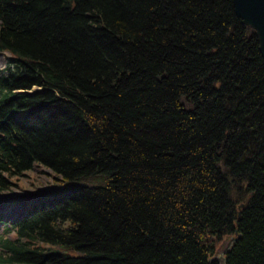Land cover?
Returning a JSON list of instances; mask_svg holds the SVG:
<instances>
[{"label":"trees","instance_id":"16d2710c","mask_svg":"<svg viewBox=\"0 0 264 264\" xmlns=\"http://www.w3.org/2000/svg\"><path fill=\"white\" fill-rule=\"evenodd\" d=\"M5 51L0 193L55 189L0 264H264V56L234 0H0Z\"/></svg>","mask_w":264,"mask_h":264},{"label":"rangeland","instance_id":"374dc122","mask_svg":"<svg viewBox=\"0 0 264 264\" xmlns=\"http://www.w3.org/2000/svg\"><path fill=\"white\" fill-rule=\"evenodd\" d=\"M11 54L8 52L0 53V72L3 71L9 60L11 59ZM45 170L43 168H35L26 173L25 179L20 182V186L11 190V193H0V219L5 224L12 222L22 216L26 209L24 207V202L27 204L31 203V200L37 196H42L43 194L49 193L51 190L55 189L53 187L52 179L44 174ZM106 178L102 176H95L92 178L85 179L80 182L66 183L62 188L71 187H97L105 186ZM57 189H62L61 187H56ZM3 232V228L0 226V234ZM13 235H10V237ZM231 244V239L225 238L220 243L219 248L216 253V258H221L225 255ZM56 251L71 256V257H81L73 247H56Z\"/></svg>","mask_w":264,"mask_h":264},{"label":"water","instance_id":"95a60500","mask_svg":"<svg viewBox=\"0 0 264 264\" xmlns=\"http://www.w3.org/2000/svg\"><path fill=\"white\" fill-rule=\"evenodd\" d=\"M234 5L237 16L243 21V24L256 31L261 53L264 56V0H234ZM236 241V239L231 240L228 249Z\"/></svg>","mask_w":264,"mask_h":264},{"label":"bare ground","instance_id":"6f19581e","mask_svg":"<svg viewBox=\"0 0 264 264\" xmlns=\"http://www.w3.org/2000/svg\"><path fill=\"white\" fill-rule=\"evenodd\" d=\"M226 253H227V251H226ZM226 253H225V254H226ZM215 256H216V255H215ZM224 256H225V255H224ZM224 256H223V257H224ZM215 258H216V257H215ZM215 258H214V259H215ZM221 258H222V257H221ZM221 258H220V260H221Z\"/></svg>","mask_w":264,"mask_h":264}]
</instances>
